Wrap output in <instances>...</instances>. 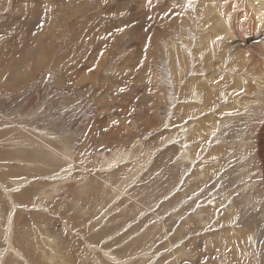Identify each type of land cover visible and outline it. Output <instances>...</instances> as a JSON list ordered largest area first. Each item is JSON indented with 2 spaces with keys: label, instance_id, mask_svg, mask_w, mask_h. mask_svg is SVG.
<instances>
[{
  "label": "rangeland",
  "instance_id": "obj_1",
  "mask_svg": "<svg viewBox=\"0 0 264 264\" xmlns=\"http://www.w3.org/2000/svg\"><path fill=\"white\" fill-rule=\"evenodd\" d=\"M256 1L264 8V0H70L83 9L62 24L43 0H0V42L35 44L51 24L58 58L77 33L63 65L69 86L54 83L51 66L20 88L0 86V264H264ZM203 33L216 51L200 57ZM105 35L114 50L97 66ZM168 37L185 56L178 77ZM151 46L158 96H142L147 63L138 62ZM85 71L104 80V109L96 80L77 85ZM149 112L156 124L144 127ZM112 115L129 128L107 127Z\"/></svg>",
  "mask_w": 264,
  "mask_h": 264
},
{
  "label": "bare ground",
  "instance_id": "obj_2",
  "mask_svg": "<svg viewBox=\"0 0 264 264\" xmlns=\"http://www.w3.org/2000/svg\"><path fill=\"white\" fill-rule=\"evenodd\" d=\"M82 1H84V0H82ZM257 2L258 1L255 2L256 4H255L254 11L259 10L258 12L260 13L264 10V8L263 7L262 8L257 7ZM43 3H44V8L47 10H50L53 13L52 19L54 21L56 20V18L61 19L62 24L65 23L66 21H68L72 16H75L76 14L80 13V11L83 9L80 6V2H76L75 4L72 5L70 3V0H67L66 2H64L66 4L57 3L53 0H43ZM45 9H43L44 10V13H43L44 16L46 15ZM114 12L116 13L115 9H114ZM146 16H147V14H146V12H144V14L142 15V18L145 19ZM17 21H19V18H17ZM44 26H46L45 30H41L40 32L36 33L35 37H33V42L35 41V44L30 45L28 43L29 38L26 39L25 37L19 43H17L12 38L11 39L6 38L0 42V86H2V85L7 86L9 84V85H14V86H17L20 88L23 84H25L26 80H28V78H30L35 72H37L41 69H44L46 67H50V66L52 67V70L56 73L54 83H56L60 87L61 86H69L67 83L68 80L66 81V78L64 75L63 65L67 64V58L66 57H68V52H69L70 47H72V45H74L73 43L75 42V40H77L76 39L77 33H75V31L71 32V35L68 38V42H69L70 47L69 48L66 47V53H64L62 55V57L57 58L56 53H57V49H58V41L60 39V36H58L54 33L55 31H54L51 24L44 25ZM262 30H264V29H262ZM52 34H53V36L51 38ZM154 35H156V34H154ZM258 36H260V35H257L254 38L252 37V39L250 40V43H255L256 41L258 43L259 38H260V41L262 39H264L263 32H262V35L260 37H258ZM102 38H103V36H102ZM105 39L107 41L109 39L111 41L116 40V38L113 37V35H109L107 38L105 35L104 41L107 42ZM198 39H199L198 43H197L198 48H196V49L198 50V52H200V57L203 56V54L205 53L204 51H208L210 55H213V53L216 51V47H215V45H213V41L211 40L209 34L205 33L204 35H201V37H199ZM171 41L172 40L168 37L167 43L169 45V49L172 48L171 50L175 53L174 54L175 74L178 77L180 75V72L182 71V70H180V68H181L180 62H181V57L184 56V54H182V51H179L178 47L175 44H172V45L169 44V43H171ZM232 42H233V39H232ZM234 42H236V41H234ZM110 43L111 42H107L105 44V47L103 46L105 48L104 50L98 49L96 51V53H94L93 60H94V63L97 64V66L103 65L106 62V60L109 57H111L110 55H112V51L114 49L111 48ZM236 45H238V44L236 43ZM151 47H152L151 52L148 51L149 53H151V55H149L150 58L145 59V57H141L139 59V62H138V63H140L139 65H141V62H143V61H145L147 63V65L145 64V69L143 71L141 70L142 71L141 77H144L143 81L145 82V86L143 88L142 96H148V95L158 96V94H156V89L153 88L154 85L152 87V81L155 80L154 78L156 76L153 64L155 63V58L157 57V55L155 52V47L154 46H151ZM240 52L242 53V51H240ZM177 53L180 55H178ZM223 53L226 54L227 49ZM139 54H140V52H139ZM198 55H199V53H198ZM242 57H243V55H242ZM241 59L243 61L244 57ZM246 62H247V60H246ZM118 70H119V72H122L123 70H125V67L123 68V66H122V70H121V68L120 69L118 68ZM217 74H219V73H217ZM91 76L92 75L90 72L89 73L86 71L83 72L78 79L77 85L80 86L84 82L86 83V82H89L92 80H96L98 83V85H97L98 89L96 92L95 99L98 103H100L102 109H104V105L108 100H105L106 98L104 99V95H103L104 93L101 94L100 90H99V88L103 85L104 80H102V79L98 80V79H96L95 76H92V78H91ZM215 77H216V75L213 76V74H211V77L209 80L213 81L214 80L213 78H215ZM152 78H153V80H152ZM134 91L135 90H132L130 92V95ZM83 92H84V89L82 88L80 95H82ZM131 96L134 97V95H131ZM112 100H113V98H112ZM231 106L226 107L224 110L228 111V112L229 111L232 112L234 108ZM140 113H139L140 118H143L144 113H141V114ZM146 115L147 116H145V117L147 118V120H145V118H144L145 123L143 126L144 127H146V126L147 127H153L154 124H156V120H154L156 115L154 114V112H151V113L149 112V114H146ZM209 121H210L209 127L213 128L214 124H213L212 116H210ZM107 124H108L107 127H109V128H113L116 125H121L123 127L129 128L127 119L122 118L120 116H115V115H112L110 117V119L107 120ZM90 128L91 127H89V125L86 127V131H87L86 133H88V130ZM256 134H257L256 140L258 143L257 144V153H258V158L260 160V165H261L263 176H264V127H261L259 133L256 132ZM100 142L101 143L98 144V147L105 144L107 142V140L100 139ZM136 142L137 141H135L134 143H136ZM86 145H88V144L85 143V146Z\"/></svg>",
  "mask_w": 264,
  "mask_h": 264
}]
</instances>
